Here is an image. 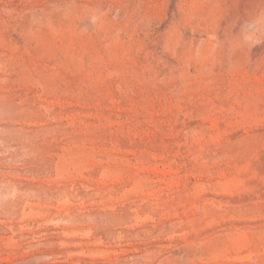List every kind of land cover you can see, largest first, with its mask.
<instances>
[{"label": "rangeland", "instance_id": "374dc122", "mask_svg": "<svg viewBox=\"0 0 264 264\" xmlns=\"http://www.w3.org/2000/svg\"><path fill=\"white\" fill-rule=\"evenodd\" d=\"M0 264H264V0H0Z\"/></svg>", "mask_w": 264, "mask_h": 264}]
</instances>
